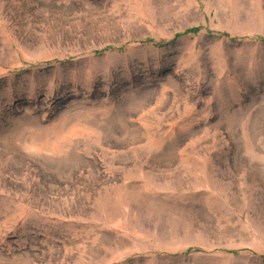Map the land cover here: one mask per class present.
Segmentation results:
<instances>
[{
  "label": "rangeland",
  "instance_id": "rangeland-1",
  "mask_svg": "<svg viewBox=\"0 0 264 264\" xmlns=\"http://www.w3.org/2000/svg\"><path fill=\"white\" fill-rule=\"evenodd\" d=\"M0 264H264V0H0Z\"/></svg>",
  "mask_w": 264,
  "mask_h": 264
},
{
  "label": "trees",
  "instance_id": "trees-1",
  "mask_svg": "<svg viewBox=\"0 0 264 264\" xmlns=\"http://www.w3.org/2000/svg\"><path fill=\"white\" fill-rule=\"evenodd\" d=\"M189 31H196V29H192V30H189ZM188 32V31H187ZM186 33V32H185Z\"/></svg>",
  "mask_w": 264,
  "mask_h": 264
}]
</instances>
